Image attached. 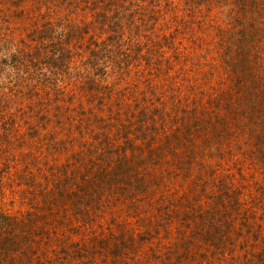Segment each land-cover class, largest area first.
<instances>
[{
  "label": "trees",
  "instance_id": "trees-1",
  "mask_svg": "<svg viewBox=\"0 0 264 264\" xmlns=\"http://www.w3.org/2000/svg\"><path fill=\"white\" fill-rule=\"evenodd\" d=\"M20 21L21 49L0 67L21 72L15 97L26 110L18 115L34 122L26 129L32 160L8 168L31 202L19 216L0 210V264L115 260L124 239L105 246L109 238L81 233L93 228L99 203L107 202L104 213L123 207L122 199L151 205L173 177H188L199 148H223L233 134L264 152V0H0V27ZM6 111L0 153L20 141L6 137ZM246 121L256 135L244 137ZM51 122L64 130L62 140L53 132L41 138ZM64 146L68 157L56 169L48 160ZM214 200L224 211L222 197ZM198 218L213 230L203 241L220 239L212 215Z\"/></svg>",
  "mask_w": 264,
  "mask_h": 264
},
{
  "label": "rangeland",
  "instance_id": "rangeland-1",
  "mask_svg": "<svg viewBox=\"0 0 264 264\" xmlns=\"http://www.w3.org/2000/svg\"><path fill=\"white\" fill-rule=\"evenodd\" d=\"M2 9L5 11V7ZM20 23L22 25L10 29L7 24L0 27V61L5 58L10 63L7 55L21 49L19 40L25 36L26 30L24 22ZM85 36L87 40L88 34ZM203 43L205 46L210 45L206 41ZM161 66L166 67V64L161 63ZM11 67L10 64L0 67V95L4 96L3 101L0 96V109L7 106V117L11 116L6 130L7 139L12 133L14 140L18 138L21 142L18 143L16 139L6 153H0V170H4L0 173V210L8 215L19 216L30 210L28 205L31 195L27 186L21 185L13 170L8 168L13 166L15 159L18 169L32 160L29 155L31 139L26 129L28 124L34 122H28L27 118L18 115L26 110V102L15 97L18 87L22 86L19 79L22 74L20 72V76H17L16 70ZM171 67L179 69L180 74V59L172 58ZM169 72L171 75L176 73L174 68ZM253 121L260 123V118ZM246 122L245 127L249 131L242 132L244 137L250 132L256 135L255 128L251 130L254 126L251 121ZM51 132L57 141L62 140L60 133L64 130L53 122L40 130L41 138L44 139ZM238 134L231 135L228 139L231 142H226L223 148L219 147L220 150L216 148V151L210 152L205 147L199 148L188 177L170 178L173 186L156 190L150 196L151 205L147 198H142L135 207L126 206L129 201L122 199L123 207L104 213L102 209L106 208L107 202L99 203L104 205L96 214H92L93 228L81 232L85 235L84 239L94 234L109 238L107 243L103 242L105 246L111 245L114 240L124 239L125 247L119 248L120 257L105 264H264V152L256 149L249 138L243 143L245 138ZM242 144L246 146L242 148ZM237 147L246 150L247 156L240 155ZM64 148L60 147V151L48 160L51 165H57L56 169L65 164V157H68V148L63 151ZM108 157V154H104L103 158ZM92 161L100 162L99 158H92ZM217 196L222 197L224 211H220L218 200L215 203ZM35 200H38L39 206L43 204L40 195ZM119 202L121 200L116 204ZM140 210L142 213H138ZM199 215H212V225L219 230L220 239L203 241L201 235L211 234L213 230H207V222L204 228L200 226ZM72 239L78 242L81 236Z\"/></svg>",
  "mask_w": 264,
  "mask_h": 264
}]
</instances>
